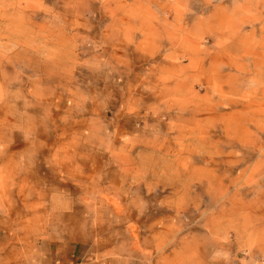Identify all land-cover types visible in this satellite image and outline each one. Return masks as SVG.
I'll return each instance as SVG.
<instances>
[{
  "label": "rangeland",
  "instance_id": "rangeland-1",
  "mask_svg": "<svg viewBox=\"0 0 264 264\" xmlns=\"http://www.w3.org/2000/svg\"><path fill=\"white\" fill-rule=\"evenodd\" d=\"M76 211L98 256L264 264V0H0V264Z\"/></svg>",
  "mask_w": 264,
  "mask_h": 264
},
{
  "label": "crops",
  "instance_id": "crops-1",
  "mask_svg": "<svg viewBox=\"0 0 264 264\" xmlns=\"http://www.w3.org/2000/svg\"><path fill=\"white\" fill-rule=\"evenodd\" d=\"M69 216L76 218L72 221L73 229L69 228L66 234L59 233L58 238H54L48 250V257L44 259V264H147L148 250L163 247L161 242L156 243L155 241H116L111 242V245L114 244L116 249L117 247L128 249L127 255H117L112 251L113 257L108 256L110 253L107 252L100 253L98 256L93 252L98 249V246H95L94 243L89 244L83 215L76 211ZM79 218L82 219L79 220ZM107 248L112 249V246H107Z\"/></svg>",
  "mask_w": 264,
  "mask_h": 264
}]
</instances>
